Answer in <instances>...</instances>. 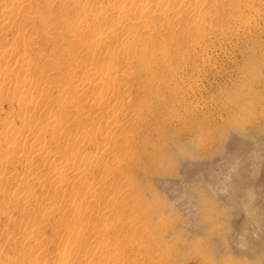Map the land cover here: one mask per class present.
Listing matches in <instances>:
<instances>
[{
	"label": "rangeland",
	"instance_id": "obj_1",
	"mask_svg": "<svg viewBox=\"0 0 264 264\" xmlns=\"http://www.w3.org/2000/svg\"><path fill=\"white\" fill-rule=\"evenodd\" d=\"M5 1L7 8L0 7V18L6 21V24L0 28V55H3L5 48L11 47L15 48L14 56L16 51L18 55L15 60L14 56L6 60L0 59V67L13 68L19 57L21 60L25 59L24 66L30 67L27 69L25 67L28 72L24 69V73H12L9 80L13 82L27 80L28 83L21 89L18 97L32 100L36 105L40 104V108L38 107L40 110L26 112L20 109L17 99H15L16 102H11L15 100L9 97L11 95L9 93L13 91L10 88L9 92L0 96L2 100L0 106L3 107H0V119L1 122L2 120L7 122V119L10 124L12 122L13 129L16 127L18 136L14 139L15 147L21 145L18 143H23V140H39V143L42 140V145H45L49 151L47 157L53 156L52 163H47V158L36 159L35 166L31 168L34 170L32 175H29L30 171L22 161L21 152L16 154L17 156L13 154L12 157L10 154L6 158L3 157L5 159L3 163L0 160V172L3 171L5 177L2 182L6 181L0 186V264H60L62 258L69 260V264H152L153 261L155 264H165V262L166 264H264L261 257L246 255L247 252H252L250 247L237 251L232 245L230 236L233 235L234 229L231 216L237 205L227 204L223 198L227 192H230L234 193L240 201H246L244 190L254 179L264 186V0H236L244 7L239 16L246 14L250 16L246 23L241 21L237 23V14L232 13L228 7H226L227 10L219 7L218 10L211 9V13L216 11L212 13L214 16L203 13L205 17L207 15L208 18L211 17L213 28H217L215 30L207 28L205 34L195 32L182 37L180 34L186 29L184 22L176 26V29L174 28V31L177 30L178 33L177 31L166 33L159 30V36L163 37L159 39L169 40L174 35L178 39L177 47L180 43L181 46L176 49L178 52H175L177 47L165 46L167 60L161 63H165L166 67L162 64L164 67L162 68L158 61V69L154 77L146 73L144 75L142 68L138 67L137 70L120 56H117L119 59L114 58L118 60L115 65L113 64L114 67L120 70V67H125L122 70L124 72L127 69L126 74L129 77L125 72L123 74L119 71L121 76L118 73L114 82L116 84L112 83L111 86L118 91L119 95L124 93L129 96L131 103L135 105H137L136 102L138 105L141 103L139 106L141 111L134 119V112L130 109H127L125 116L122 115L121 118L117 114L120 120H118L119 133L114 138L116 145L108 151L109 153L107 152L108 154L103 152L106 156L97 151L96 145L108 144L110 136L98 134L96 127L94 134L102 137H97L96 134L92 136L91 127L84 128L76 125L79 122H76L77 118L73 117L77 109L80 111L81 106L85 111L90 109L93 101L91 99L97 98L94 91L84 92L86 89L78 87L81 80L85 81L86 69L82 67V70H77L79 68L72 67L76 71H70L66 67L64 70V64L66 61L67 65L71 64L74 60L80 63L78 59L81 61L83 59L85 62L80 63L82 66L86 63L87 66L88 62L91 67L97 64L101 66L99 62L101 60L102 65L103 62L105 64L107 62V66H110L111 58L106 54V49L102 50L105 51L106 58L102 51L97 55V53L90 54L86 49L89 45L97 46L95 35L101 33L100 29L108 33L112 22L106 19L105 13V16H102L105 19H102L103 22L101 21L99 26H90L91 29L87 27L92 24L93 15L100 13L98 15L100 16L102 12L109 9V3L118 5L122 0H93L92 5L83 4L85 6L81 5V7L69 0H23L27 7L24 10L15 8L9 0ZM191 2L193 3V0ZM82 10L86 11L90 19ZM140 12L138 4L131 8L132 14L139 15ZM78 14L82 15H79L82 19L78 18ZM227 14L233 15L234 19ZM115 16L113 22L117 23L121 17ZM27 17L33 21H27ZM79 26L83 30L82 36L74 34L73 27L79 28ZM136 26L128 25L127 28L135 29ZM225 26L226 28L231 26L233 30L229 31L240 32L239 39L226 36ZM244 28L249 29L248 33L243 31ZM88 29L92 30L91 33ZM58 32L64 35L60 36ZM118 33L121 34V32ZM149 33L153 38L156 35V38L159 37L158 34L148 31H141V36L147 38L146 35L150 36ZM167 34L169 35L166 36ZM61 37L64 40L60 39ZM78 37L80 41H76ZM74 41L77 46L81 45L78 47L80 49H74L76 45L70 46ZM111 41L107 43L110 49L112 45L117 47L126 44L124 38H121L118 44L115 43L116 45ZM258 43H261V47H257ZM82 44L83 48L85 44L87 45L86 49L84 48L85 51L81 50ZM190 45H194L201 52H207L209 59H203L200 55L185 58L188 55L187 46ZM68 50L70 53L67 52ZM72 50L75 54L69 55L72 54ZM171 54L175 57L173 58ZM90 55L94 57L91 58ZM170 57L173 58L172 61L169 60ZM95 58L94 64L92 59ZM72 66H75V63ZM68 68L70 69L69 65ZM86 76L90 80L95 78ZM156 77H158L157 80ZM71 79L73 82L69 83ZM158 80H164V83L161 84ZM36 82L39 85H36ZM66 85L68 88L70 85L68 90ZM251 86L255 88V93L245 94ZM76 87L81 90L80 94ZM60 88L62 93L66 89L64 92L66 95L61 94ZM73 91L77 96L74 99L75 104L72 101L74 105L70 103L67 108L64 105L71 102L68 100L71 97L68 96H73ZM59 94L63 95L62 101L58 98ZM48 95H50L49 98ZM78 96L86 99L81 105L78 104L80 102ZM234 98H238V106L233 105ZM77 104L80 109L77 108ZM64 108L69 112L73 111V114H67L68 117L66 115L69 118L67 120L64 119L63 113H67ZM71 115L73 119L72 117L70 119ZM92 116L91 121L94 120L95 115ZM21 117L28 118L29 125L32 127L31 131L24 132L27 128L22 126ZM62 118L63 121H61ZM59 119L60 123H58ZM46 120H53L55 128L44 130L45 133H43L42 125ZM130 123H133L132 126ZM237 129H240V132ZM0 132L5 133L4 137L2 133L0 134L2 141L7 131L3 132L1 124ZM52 136L57 138L54 137L55 140H52ZM19 138L22 142H18ZM235 140L241 141L250 152L246 161L236 169L234 166L238 160V153L230 151ZM0 148L2 153L7 151V146L2 145ZM24 152L30 154L29 149ZM33 155L35 154H30L31 157ZM14 156L18 159L19 156L21 157L16 161ZM92 156H97L101 160L104 157V162L99 160L88 164L86 161L87 165L83 167L85 176L82 178L75 179L72 172H67L78 166L82 157L90 159ZM10 157L13 158H11L13 165H10ZM109 158L122 161L123 166L122 172L116 171L107 177V180L104 173L105 166L109 164L107 162H111ZM67 161L70 166H65ZM3 174L1 173L0 176ZM13 174L20 181L25 177L24 179L27 180L24 182L25 185L23 183L18 186V183L9 182ZM117 175L119 176L116 179ZM110 178L111 182H109ZM92 181L101 183L103 187L98 195L95 193L96 198L91 196V194L94 195L96 188L84 187ZM30 186H32L33 191L30 192H33L32 194L28 193ZM220 188L228 190L221 195ZM17 191L20 194H17ZM75 199L77 201L81 199V201H74ZM262 212L264 213V206ZM119 219L123 223L126 221L124 228H116V221ZM149 224L153 227L149 228ZM145 226L152 231H146ZM254 239L257 238L254 237ZM155 242L157 249L151 251L153 256L150 251L148 253V250L139 247V245L155 244ZM64 245H66V251L63 250ZM100 245H103L104 251L113 253L122 261H115V258L108 261L106 256L93 255L92 251ZM143 250L147 251V255L142 253ZM158 254L162 259L161 262L155 259Z\"/></svg>",
	"mask_w": 264,
	"mask_h": 264
},
{
	"label": "bare ground",
	"instance_id": "obj_2",
	"mask_svg": "<svg viewBox=\"0 0 264 264\" xmlns=\"http://www.w3.org/2000/svg\"><path fill=\"white\" fill-rule=\"evenodd\" d=\"M71 3H73V4H75L76 6H78V7H81V5H83V4H86V5H92L93 4V0H69ZM9 2L10 3H12L13 5H14V7L15 8H18L19 10H24V9H26L27 7H26V5H25V1H23V0H9ZM110 5H108L109 6V9H107V11L105 10V12H102L101 10H100V12H102L101 13V15L100 16H98L99 14H95V15H97V16H95V15H93L92 17H91V20H92V24H90V25H88L89 27H87V28H92V27H90V26H93V25H100L101 24V21H102V16H105V13H106V19H108V21L109 22H112V24H111V26L108 28L109 30H108V33H107V31H101V29H100V32L101 33H99V35H95V41H96V43L94 42V41H91V42H94L97 46V48L95 47V45L93 44V43H91V44H93L92 46L91 45H89L88 46V48L86 49L85 48V46H87L86 44H85V46H84V48L86 49V50H88V52L91 54H96L97 53V55H98V53H100V51H102L103 49L105 50H107V53L106 54H108V56H110V58H111V60H110V62H111V64H110V66H107V62H106V64H105V62H103V65H102V60L101 61H99L100 63H101V66H99V64H97L99 67H94V66H89V62H88V65L86 66V64H85V66H82L80 63H82V61H83V59H82V61H81V59H78L79 61H80V63L79 62H74L73 61V63H75V66H72L73 65V63H71V64H69L68 63V65H69V67H70V69L68 68V65H67V61L65 62V64H64V70H65V68L67 67V69L68 70H73L72 69V67L74 68V67H76V68H79V69H77V70H82V67H84L83 69L85 70L86 69V73H85V77L86 78H84L85 79V81H82L81 80V82L79 83V85H78V87L79 88H81V89H86V91L84 90V92H88L89 90L90 91H94V93H96L95 95H97V98H95V99H91V100H93L92 101V103H91V106H90V109H88L87 111H85V110H83L82 109V106H81V109H80V107H78V104L80 103V105H81V103H82V101H84L85 102V100L87 99V97H88V93L86 94L87 95V97H86V95H85V98L86 99H84L82 96L79 98V96H78V99H80L79 101L80 102H78V100L76 101V102H78V104H77V108H79L80 109V111L77 109L76 110V113H72L73 111H71V112H69V110H66V108H64V110H66L67 111V113L66 112H64L63 114H65L64 115V119L65 120H67V119H69V118H67L68 117V115L67 114H69V113H72L73 115H71V116H69L70 117V119H71V117L73 116L74 118H77V119H75L76 120V122H79V124L77 123L76 125H79L80 127H84V128H87L88 126H90L91 127V129L93 130H91L92 132H93V134H92V136L94 135L95 136V134H94V129H95V127H96V131H97V133L98 134H105V135H107V136H110L109 138V143L108 144H106V143H104V144H102L101 146H98V145H96V149H97V151H99V152H102V154H104L105 155V153H107L109 150H111L112 148H114L115 147V145H116V142L114 141V138H116V134L117 133H119L118 132V120H120L119 118H118V115H119V117L121 116L122 117V115L123 116H125V112H127V109L129 110H133V112H134V116H133V119H134V117H138L139 116V114H140V111H141V109H140V104L141 103H139V105H138V102H136V104L137 105H135V104H133V103H131L130 101H129V96H127V95H125L124 93H122V94H120L119 95V93H118V91H116L115 90V88L113 87V86H111V84L113 83V85L114 84H116V83H114L115 82V80H116V77H117V74L118 75H120V72H122L123 74H124V72H125V74L127 73L126 72V70H124V72H123V68L125 69V67H120L121 68V70L119 69V68H115L114 67V65H115V62H117L118 60L117 59H119V57H117V56H120V57H122V58H124V59H126V61H128L130 64H132L133 65V67L135 66L136 68H137V70H138V67L139 68H142L143 70H144V75H153V77H154V73L157 71V69H158V64H157V62L160 64L161 63V61H163V60H165V62H166V58H167V55L168 54H166V47L165 46H170V47H177V43H178V39L176 38V37H174V35L173 36H171L170 38H169V40H165V39H159V38H163V37H160L159 36V32L160 31H165L166 33H170V32H173L174 31V28L176 27V26H178V25H181L182 24V22H184L185 23V26H186V29H184L182 32H181V30L179 31V32H181V36L183 37V36H188V35H190V34H192V33H204L205 34V30L208 28V29H213V30H215V29H217V28H213V23H212V21H211V17L210 18H208V15L210 14H212L211 13V9H217V8H219V7H221L222 9H224V10H227L226 9V7H228V9H230V11L232 12V13H235V14H237L236 16H237V18H238V20H237V23L239 22V23H241V22H243V23H246L247 22V20L249 19V15H241V16H239L240 15V11H242L243 10V6H242V4L241 3H239V2H237L236 0H193V3L191 2V0H152V1H150V0H122L118 5H116L117 3H115V4H112L111 5V3H109ZM139 5V9L141 10V12H140V14L139 15H135V14H132L131 13V8L132 7H134V6H136V5ZM1 6H5V8H7V4H6V1L5 0H0V7ZM83 6H85V5H83ZM103 8V7H102ZM107 8V7H106ZM215 9V10H216ZM218 10V9H217ZM83 11V10H82ZM84 12V11H83ZM86 12V11H85ZM84 12V13H85ZM216 11H214V13H215ZM227 12V11H226ZM203 13H207L208 15H207V17H205L204 15H203ZM213 13V14H214ZM85 14H87V13H85ZM84 14V15H85ZM102 14H104V15H102ZM212 14V15H213ZM231 14V13H230ZM82 16L81 14H78V16ZM88 15V14H87ZM115 15H118V17H121V20L120 21H118L117 23L116 22H113L114 21V19H115ZM211 15V16H212ZM228 16H230L229 14H227ZM78 17V18H80V19H82L81 17ZM214 16V15H213ZM233 16V15H232ZM232 16H230V17H232ZM29 17V16H28ZM28 17H27V21L28 20H30V19H28ZM88 17H89V15H88ZM87 17V18H88ZM84 18H85V16H84ZM206 18H208V19H206ZM233 18V17H232ZM89 19H90V17H89ZM105 19V18H104ZM103 19V20H104ZM231 19V18H230ZM234 19V18H233ZM30 21H33V19L32 20H30ZM89 21V20H88ZM107 21V20H106ZM163 21H165V23H162ZM241 21V22H240ZM103 22V21H102ZM105 22V21H104ZM108 22V23H109ZM236 23V22H235ZM4 24H6V21L5 20H3V19H1L0 18V28H2V26L4 25ZM104 24H106V23H104ZM103 24V25H104ZM107 25V24H106ZM128 25H130V26H134V25H137L136 26V28L135 29H129V28H127V26ZM225 25H228V24H225ZM236 25H238V24H236ZM97 26V27H98ZM102 26V25H101ZM105 27V26H104ZM222 27H224V26H222ZM221 27V28H222ZM229 28H226V26H225V28L227 29H225L226 30V33L225 34H227L226 36H231V37H237L238 38V35H240L241 33L239 32V30H238V32L240 33H234L233 31H229V30H231L232 28H230L231 26H228ZM237 29H239L238 27H236ZM235 28V29H236ZM73 29H75V33L74 32H72V31H74ZM73 29H71L72 31V33H74V34H79V35H81L82 36V34H83V30H82V28L79 26V28L77 27V28H74L73 27ZM85 29V28H84ZM96 29V28H95ZM94 29V30H95ZM102 29H103V27H102ZM120 30V31H116V30ZM158 29V30H157ZM176 29V28H175ZM177 29H179V28H177ZM248 29V28H247ZM85 30H87V29H85ZM160 30V31H159ZM213 30H211V31H213ZM222 30V29H221ZM233 30V29H232ZM88 31H89V29H88ZM87 31V32H88ZM90 31H92V30H90ZM89 31V33H91ZM97 31V29L95 30V32ZM141 31H148V32H152V34H158V38H156L157 37V35H156V39L155 38H153L152 37V35L150 34V36L148 35H146V37L147 38H144L143 36H141ZM177 31V30H176ZM176 31H174V32H176ZM211 31H208V32H211ZM218 31V30H217ZM220 31V30H219ZM228 31V32H227ZM235 31V30H234ZM243 31L244 32H246V33H248V31H249V29L248 30H246L245 28L243 29ZM1 32V31H0ZM95 32H93L94 34H95ZM99 32V31H98ZM118 32H121V34H119ZM206 32H207V30H206ZM59 33V32H58ZM58 33H57V35H58ZM92 33V34H93ZM177 33H178V31H177ZM60 34V36H63L64 35V33H63V35L61 34V32L59 33ZM97 34V33H96ZM171 34H173V33H171ZM170 34V35H171ZM175 35H176V33H174ZM224 34V33H223ZM70 35H71V33H70ZM91 35V34H90ZM155 35H153V36H155ZM169 34H167L166 36H168ZM178 35V34H177ZM176 35V36H177ZM180 35L178 36L179 38H180ZM71 36H73V35H71ZM89 36V35H88ZM94 36V35H93ZM124 36V37H123ZM164 36V35H163ZM207 36V35H206ZM205 36V37H206ZM59 37V36H58ZM91 37H92V35H91ZM210 37V36H209ZM230 37V38H231ZM242 37V36H241ZM241 37H240V39H241ZM246 37V36H245ZM88 38V37H87ZM121 38H124V40L126 41V44H124V45H119V46H115L114 47V45H112V47H111V49H110V45L109 44H107L108 43V41H110V40H112L111 42L113 43V44H118V42H119V40ZM165 38H167V37H165ZM59 39V38H58ZM60 39H63L64 40V38H60ZM89 39H91L90 37H89ZM88 39V40H89ZM184 39V38H183ZM227 39V38H226ZM225 39V40H226ZM233 39V38H232ZM239 39V38H238ZM244 39V38H243ZM70 40V39H69ZM74 40H76V39H74ZM79 40V37L77 38V40L76 41H78ZM87 40V41H88ZM116 40V41H115ZM228 40V39H227ZM80 41V40H79ZM83 40H81V42H82ZM223 41V40H222ZM230 41V40H229ZM232 41V40H231ZM80 42V43H81ZM84 42V41H83ZM180 42V41H179ZM233 42V41H232ZM236 42V41H235ZM239 42V41H238ZM260 42V41H259ZM69 43H71V41L69 42ZM74 43H75V41H74ZM73 43V45H70V46H74V45H76L77 43H75L74 44ZM79 43V44H80ZM89 43V42H88ZM221 43V42H220ZM256 43V42H255ZM115 44V45H116ZM181 44V43H180ZM180 44H178L179 46H181ZM259 45L257 46V47H261V43H258ZM108 45H109V48H108ZM183 43H182V47H183ZM252 45V44H251ZM81 45H79V46H77L76 45V47L74 48V49H80V48H78V47H80ZM178 46V47H179ZM185 46H186V44H185ZM185 46H184V48H185ZM250 46V45H249ZM248 46V47H249ZM253 46H254V44H253ZM66 47H68L67 45H66ZM178 47L177 48H175V50L176 49H178ZM188 47V55H186V57L185 58H188V57H195V56H193V55H200V56H202L203 57V59H209V56H208V54H207V52H201V51H199L198 49H196L195 47H194V45H190V46H187ZM222 47V46H221ZM228 47V46H227ZM72 48V47H71ZM71 48H69V50H71ZM82 48H83V44H82ZM81 48V50H84V48L82 49ZM183 48V49H184ZM225 48V47H224ZM7 48H5V51H4V53H3V55L1 56L0 55V59H4V60H6V59H9V58H11V57H13L14 56V49L15 48H9V49H7ZM73 49V50H74ZM251 49V48H250ZM262 49V48H261ZM67 51L68 53H70V51ZM73 50H72V54H69V55H74L73 54ZM179 50H181V48H179ZM186 50V49H185ZM184 50V51H185ZM78 51V50H77ZM85 51V50H84ZM84 51H82V52H84ZM173 51V50H172ZM79 52H81L80 50H79ZM105 52V51H104ZM103 51H102V53H104ZM175 52H178V50H176ZM187 52V51H186ZM186 52H184L185 54H186ZM173 53V52H172ZM183 53V54H184ZM84 54H86V53H84ZM105 54V53H104ZM104 55L105 57L104 58H106L107 57V55ZM174 54V53H173ZM179 54H180V56H182V54H181V52H179ZM253 54V53H252ZM17 51H16V55L14 56V60H15V57H17ZM102 55V54H101ZM172 55V54H171ZM254 55V54H253ZM256 55V54H255ZM20 56V55H19ZM91 56V58H93L92 57V55H90ZM100 56V55H99ZM173 56V55H172ZM171 56V57H172ZM211 56V55H210ZM251 57H252V55H250ZM23 57V56H22ZM95 57H96V55H95ZM170 57V58H171ZM175 56H173V58H174ZM20 59L18 60L17 58V62H16V65H15V67H13V68H8V67H0V96H3L4 94H6L7 92H9V89L11 88L13 91H11V93H9V94H11V95H9V97L11 98V99H13V100H15V99H17L18 100V102L20 103L19 105H20V109H22V110H24V111H26V112H29V111H35L36 109H39L40 107V104H38V105H36V103L34 102V101H32V100H28V99H22V98H19L18 96H19V92L21 91V89H23L24 87H25V84L26 83H28L27 82V80H23V81H15V82H13V81H11V80H9V76L12 74V73H24L23 71H24V69H25V67L26 66H24L25 64L24 63H26L25 62V59H22L21 60V57H19ZM24 58V57H23ZM98 58H100V57H98ZM97 58V59H98ZM101 58H103V57H101ZM103 58V59H104ZM109 58V59H110ZM114 58H117L116 60H114ZM173 58H171V59H169L170 61H172L173 60ZM198 58H199V56H198ZM66 59V58H65ZM123 59V60H124ZM202 59V58H201ZM93 60V63L95 62L96 63V58L95 59H92ZM92 60H91V63H92ZM95 60V61H94ZM100 60V59H99ZM106 60V59H105ZM104 60V61H105ZM114 60V61H113ZM168 60V61H169ZM182 60H184V59H182ZM193 60V59H192ZM77 61V60H76ZM169 61V62H170ZM196 61H197V59H196ZM199 61V60H198ZM15 62V61H14ZM85 61H83V63H84ZM109 62V63H110ZM114 62V63H113ZM76 63H77V65H76ZM78 63H79V66H78ZM82 63V64H83ZM94 63V64H95ZM97 63H98V61H97ZM128 63V65H130ZM184 63H185V60H184ZM192 63V62H191ZM93 64V65H94ZM105 64V65H104ZM114 64V65H113ZM118 64H119V62H118ZM162 64H163V62L160 64V66L162 67ZM181 64H182V61H181ZM186 64H187V62H186ZM27 65V64H26ZM92 65V64H91ZM109 65V64H108ZM32 66H33V64H32ZM81 66V67H80ZM117 66V65H116ZM119 66V65H118ZM163 66H165V63L163 64ZM167 66H168V64H167ZM183 66H184V64H183ZM91 67V68H90ZM161 67H160V69H161ZM166 67V66H165ZM27 68H30L29 66L28 67H26V69ZM132 68V67H131ZM162 68H164V67H162ZM25 69V70H26ZM142 69H140V70H142ZM75 71H76V69H74ZM73 70V71H74ZM84 70H83V72H84ZM120 71V72H119ZM128 71H130L131 72V70H129L128 69ZM166 71V70H165ZM26 72H28L27 70H26ZM25 72V73H26ZM68 72V71H67ZM66 72V73H67ZM132 72H134L133 70H132ZM143 72V71H142ZM139 73V72H138ZM146 73V74H145ZM158 74H160V71H158ZM157 74V75H158ZM72 75V74H71ZM86 75H88L89 76V78H91L92 76V79L93 80H90V79H87V76ZM127 76H128V74H126ZM143 75V76H144ZM91 76V77H90ZM121 76V75H120ZM125 76V75H124ZM129 77V76H128ZM157 78L158 77H156V80H157ZM187 78V77H186ZM87 79V80H86ZM147 79V78H146ZM160 79V78H159ZM90 80V81H89ZM182 80V79H181ZM184 80V79H183ZM39 81V80H38ZM43 81V80H42ZM42 81L40 82V83H42ZM70 82L69 83H71V82H73V79H71V80H69ZM117 81H118V78H117ZM116 81V82H117ZM161 84L162 83H164V80H158ZM157 81V82H158ZM190 81H191V79H190ZM190 81H188V82H190ZM30 82V81H29ZM156 81L154 80V83H155ZM182 82V81H181ZM180 82V83H181ZM67 83V82H66ZM118 83V82H117ZM185 83H186V81H185ZM38 83L36 82V85H37ZM45 84V83H44ZM183 84V83H182ZM39 85V84H38ZM185 85V84H184ZM183 86V85H182ZM186 86V85H185ZM66 87H67V90L70 88V85H69V88H68V86L66 85ZM184 87V86H183ZM48 89H49V87H47ZM62 88V87H61ZM61 88H60V90H61ZM248 88V87H247ZM63 89H64V87H63ZM76 89H78L77 87H76ZM47 90V89H46ZM66 90V89H65ZM65 90H64V92H65ZM79 90V89H78ZM88 90V91H87ZM243 91V90H242ZM245 91H246V89H245ZM244 91V92H245ZM255 88L254 87H249L248 88V92H246L245 94H253V93H255ZM13 92V93H12ZM62 93V90H61V94H65L66 95V93ZM67 92V91H66ZM69 92H71V91H69ZM80 92H81V90H79L78 91V93L80 94ZM83 92V94H85ZM178 92V91H177ZM176 92V93H177ZM51 93V92H50ZM60 93V92H59ZM78 93H77V95H78ZM91 93V92H90ZM89 93V94H90ZM243 93V92H242ZM61 94H59L60 96H58V98H60L59 100H61L62 101V96H61ZM188 94V93H187ZM8 95V94H7ZM42 95V94H41ZM44 95V94H43ZM72 95L73 96H68V97H71V99L69 98L68 100H70L71 102H67V103H65V107H67L68 108V105L71 103L72 104V101H74V99L75 98H77V96H76V92H74L73 91V93H72ZM81 95H82V93H81ZM92 95H93V93H92ZM129 95V94H128ZM189 95V94H188ZM242 95V94H241ZM49 96L50 95H48L47 97L49 98ZM84 96V95H83ZM178 96V95H177ZM190 96V95H189ZM8 97V98H9ZM46 97V99H48ZM68 97H66V98H68ZM96 97V96H95ZM130 97H132V96H130ZM3 98V97H2ZM7 98V99H8ZM10 98L8 99V101L10 100ZM43 98V97H42ZM45 98V97H44ZM64 98V97H63ZM91 98V97H90ZM90 98H88V99H90ZM94 98V97H93ZM45 99V100H46ZM54 99V101H55V98H53ZM73 99V100H72ZM235 99V98H234ZM240 99V98H239ZM64 100V99H63ZM90 100V101H91ZM181 100H183V98L181 99ZM41 101L43 102V100L41 99ZM66 101H67V99H66ZM0 102H1V104H2V100H0ZM6 102V101H5ZM10 102V101H9ZM11 102H16V100L15 101H11ZM42 102H40V103H42ZM47 102V101H46ZM58 102V101H57ZM260 102V101H259ZM44 104H45V102H43ZM42 103V104H43ZM54 103V102H53ZM56 103V102H55ZM86 103H87V101H86ZM90 103V102H89ZM232 103V102H231ZM230 103V104H231ZM4 104V103H3ZM47 104V103H46ZM57 105H58V103H56ZM62 104V103H61ZM74 104H75V101H74ZM74 104H72V105H74ZM53 105V104H52ZM233 105H236V106H238L239 105V100H238V98H236L235 100H233ZM45 106V105H44ZM44 106H42L43 108H44ZM49 106V105H48ZM63 106V107H64ZM1 107V106H0ZM39 107V108H38ZM70 107V106H69ZM185 107H186V104H185ZM229 107V106H228ZM228 107H227V109H228ZM1 108H3V107H1ZM43 108H41V109H43ZM59 108H60V105L58 106V110H59ZM62 108V107H61ZM83 108H85V107H83ZM192 108V107H191ZM74 108H72V110H73ZM75 109H76V106H75ZM87 109V108H86ZM40 110V109H39ZM57 110V111H58ZM71 110V109H70ZM75 111V110H74ZM3 112V111H2ZM25 112V113H26ZM60 112H62V110L60 109ZM116 112H118V113H116ZM229 112V111H228ZM116 113V115H112V114H115ZM118 114V115H117ZM185 114H187V113H185ZM190 114V113H189ZM62 115V114H61ZM66 115H67V117H66ZM92 115H95V117H94V120H90L91 119V117H93ZM84 116H87V118H84ZM191 116V115H190ZM189 116V117H190ZM1 117V116H0ZM73 117H72V119H73ZM120 117V118H121ZM22 118V117H21ZM20 118V119H21ZM61 118V117H60ZM49 119H50V117H49ZM130 119H132V117L130 118ZM75 120H73V123H74V121ZM186 120V119H185ZM6 121L7 122H5L4 120H2V122H1V119H0V124H1V128H3V132H4V130L5 131H7L6 133V136H5V138H4V140H0L2 143H0V146H7V151L5 150V151H3L4 153H2V150H1V148H0V160H1V162L2 161H5V159L4 158H6V156L8 157V156H10V154H12L11 156L13 157V154L15 155V156H17L18 155V153L19 152H21L22 153V161L25 163L24 165H26L25 167H28V170L30 171L29 172V175H32L33 174V171L34 170H32L33 168V166H35V160L36 159H38V158H47V160H48V162L47 163H50L51 162V158H52V156L53 155H51V158H49V157H47L48 156V152L49 151H47V147L45 148V145H42V143H41V137L40 138H38V139H40L41 141H40V143L38 142V141H32V140H30L29 138V140H23V143H18V144H21V145H19V146H17V147H15L14 145L16 144L15 142V138H17L16 136H18V132H17V130H16V127H15V129H13V127H12V122H11V124L9 123L10 121H8L7 119H6ZM61 121H63V118L61 119ZM69 121V120H68ZM21 122L23 123L22 124V126L24 127L25 126V128H27L26 129V131H24L25 133L26 132H29V131H31L32 130V127H31V125H29V123L30 122H28V118H22V120H21ZM128 122H129V120H128ZM130 122H132L131 120H130ZM58 123H60V119H59V122ZM62 123V122H61ZM64 123L65 124H67L65 121H64ZM63 123V124H64ZM69 123H70V121H69ZM72 123V122H71ZM149 124H150V121L148 122ZM63 124L61 125L62 127H63ZM75 124V123H74ZM131 124V123H130ZM133 124V123H132ZM132 124H131V126H132ZM75 125V126H76ZM129 125V124H128ZM15 126V125H14ZM43 126V133H45V131L44 130H48V129H54L55 128V125H54V123H53V120H46L45 121V123L42 125ZM60 126V125H59ZM60 126V127H61ZM31 127V128H30ZM80 127H76V128H80ZM18 129V128H17ZM61 129V128H60ZM116 129H117V131H116ZM236 129V128H235ZM19 130V129H18ZM25 130V129H24ZM41 130V131H42ZM62 130V129H61ZM78 130V129H77ZM85 130V129H84ZM90 130V129H89ZM120 130H121V127H120ZM161 130H163V129H161ZM237 130H239V132H240V129H237ZM158 131V130H157ZM20 133H21V131H19ZM121 132H124V131H121ZM120 132V133H121ZM241 132H242V130H241ZM2 132H0V134H1ZM41 133V132H40ZM48 133V132H47ZM3 134V133H2ZM5 134V133H4ZM4 134L2 135L3 137H4ZM22 134H23V132H22ZM42 134V133H41ZM52 134H54V133H52ZM98 134H96V135H98ZM243 134V133H242ZM21 135V134H20ZM1 136V135H0ZM99 136H101V135H98L97 137H99ZM247 136V135H246ZM53 137V136H52ZM54 137H56V136H54ZM54 137L52 138V140H55L54 139ZM102 137V136H101ZM178 137H179V135H178ZM20 138H21V136H20ZM20 138H19V140H18V142L19 141H21L20 140ZM57 138V137H56ZM96 138V137H95ZM238 138V137H237ZM240 138V137H239ZM26 139H27V137H26ZM233 139V138H232ZM245 139V138H244ZM36 140V139H35ZM92 140H94L93 138H92ZM262 140V139H261ZM15 141V142H14ZM78 141V140H77ZM117 141V140H116ZM239 141V140H238ZM237 140H235L234 141V143L231 145V148H230V151H236L238 154V160L236 161V164H235V166H234V169H236L241 163H243L244 161H246V159L248 158V153H250V152H248V149L249 148H247L246 147V145H243L242 144V142L241 141H239L238 142ZM22 142V141H21ZM93 142H96V141H93ZM99 142V141H98ZM244 142V141H243ZM44 143V142H43ZM246 143V142H245ZM2 144V145H1ZM97 144V143H96ZM99 144V143H98ZM231 144V143H230ZM9 146H11V147H9ZM174 146V145H173ZM245 146V147H244ZM254 148H255V146H254ZM4 149H6V147L4 148ZM27 149H29V151H30V154H35V155H33V157H31L30 156V154L27 152V153H25L24 152V150H27ZM49 149V148H48ZM250 149H252L251 147H250ZM23 152H24V154H26V155H29V156H26V155H24L23 154ZM51 152V151H50ZM103 152H105V153H103ZM109 153V152H108ZM107 153V154H108ZM2 154V155H1ZM17 154V155H16ZM236 154V153H235ZM250 155V154H249ZM15 156H14V158H15ZM106 156V155H105ZM4 157V158H3ZM12 157H10V162H11V164L10 165H13L12 164V162H13V158ZM20 157L21 156H19V159H20ZM1 158H3V159H1ZM12 158V159H11ZM16 159V161H17V159H18V157H16L15 158ZM18 159V160H19ZM112 159V158H111ZM110 158H109V161L111 160ZM46 160V159H45ZM99 160H101V159H98L97 158V156H92V157H90V159H88V158H85V157H82L81 158V160H80V163L78 164V166H76L74 169H69L67 172H72V176L75 178V179H77V178H82L83 176H85V172H84V169H83V167H86V161H88V164H89V162L90 163H95V162H98ZM103 160V161H102ZM101 161H102V163L104 162V157H103V159H102ZM107 160H108V158H107ZM44 161V160H43ZM107 161H105V163H106ZM263 162V161H262ZM3 163V162H2ZM52 163V162H51ZM109 163V164H108ZM6 164V163H5ZM69 164V161H67V163L65 164V166H70V165H68ZM107 166H105V173H104V176H105V178L107 179V177H110L111 175H113L116 171H119V170H121L122 169V166H123V162L122 161H119L118 159H114L113 158V160H111V162H107ZM102 165V164H101ZM45 166V165H44ZM4 167H6V166H4ZM4 167H3V169H4ZM46 167V166H45ZM31 170H30V169ZM102 168V167H101ZM6 169H8L7 167H6ZM67 169V168H66ZM103 169V168H102ZM101 170V169H100ZM231 170H233V168L231 169ZM121 172H122V170H121ZM120 172V173H121ZM216 172H218V171H216ZM1 173L3 174V171H1L0 172V175H1ZM101 173V172H100ZM99 173V174H100ZM6 174V173H5ZM15 174V173H14ZM11 175L10 176V181L9 180H7V181H9V182H14V183H18L17 185L19 186V185H22L25 181H27V180H25L24 178L25 177H23V179L20 181V179L16 176V175ZM122 174V173H121ZM6 175H9L8 173L6 174ZM5 175V176H6ZM27 176H28V174H26ZM259 175V174H258ZM118 176L119 175H117V177H116V179L118 178ZM208 176V175H207ZM1 178H0V186H1V184L3 183L4 184V182L6 183V181H3L2 182V180H5V177H4V174L2 175V176H0ZM30 177V176H29ZM238 177H239V175H238ZM256 177V176H255ZM7 178V177H6ZM105 178H103V180H105ZM26 179H28V177L26 178ZM108 180V179H107ZM105 181V183H106V185H107V182L108 181ZM110 181L109 182H111V178L109 179ZM102 182V181H101ZM27 183V182H26ZM98 183V182H97ZM95 181H92L89 185H85L84 187L86 188L87 186H91V188H96L95 190H94V195L93 194H91V196H92V198H93V196L95 197V193H96V195H98V192L99 191H101V189L103 188L102 187V184L101 183H98L97 184ZM104 184V183H103ZM110 184V183H109ZM24 185H25V183H24ZM23 185V186H24ZM31 187L32 186H30V189L28 190L29 192L28 193H30L31 192ZM119 187V186H118ZM89 188V187H88ZM87 188V190H89ZM226 188V187H225ZM22 189V188H21ZM21 189H20V192H21ZM106 188H104V190H105ZM121 189H124V188H121ZM18 190V189H17ZM226 190H228V189H224V188H220V193H221V195H222V192L223 193H225V191ZM33 191V190H32ZM91 191H93V190H91ZM118 191V190H117ZM20 192L19 191H17L16 193L17 194H20ZM90 192V191H89ZM104 192V191H103ZM122 192H123V190H122ZM28 193H26L27 195H28ZM33 193V192H32ZM32 193H30V194H32ZM30 194L28 195V196H30ZM244 195H245V199H246V201H240V199H238L237 197H236V195L234 194V193H230V192H227V194L225 195V196H223V198L225 199V202H227V204H236L237 205V207H236V209L234 210V213H233V216H231V221L233 222L232 223V227H233V229H234V231L232 232L233 233V235L232 236H230V237H232L231 239H232V245L235 247V249L237 250V251H241V250H243V249H249V247L252 249V252H247L246 253V255H248V256H252V255H257V256H259V257H261L262 259H263V261H264V213L262 212V208H263V206H264V186H262V184L260 185L259 184V182H258V180H256V179H254V180H252L251 182H250V184H249V186L247 187V189L246 190H244ZM25 197V199H28V198H26V196H24ZM96 198V197H95ZM24 199V200H25ZM80 201H81V199H79ZM78 200V201H79ZM74 201H77L76 199L74 200ZM77 201V202H78ZM79 201V202H80ZM111 201H113V200H111ZM118 201V200H117ZM223 201V200H222ZM123 208H124V206H123ZM125 215V214H124ZM126 222V221H125ZM123 223V221L122 220H118V221H116V228H118V227H120V229L121 228H124V226H126L125 224L126 223ZM145 223H147V222H145ZM148 224V223H147ZM153 225V224H152ZM140 226H142L143 227V225H140ZM140 226H137V227H140ZM149 228L151 227V225L149 224V226H148ZM153 227V226H152ZM151 227V228H152ZM145 228V230L147 231H152V229H150L149 230V228L147 229L146 228V226L144 227ZM143 229V228H142ZM155 229V228H154ZM206 230V229H205ZM203 232V231H202ZM148 233V232H147ZM155 233V232H154ZM212 233V232H211ZM155 234H157V233H155ZM159 235V234H158ZM157 235V236H158ZM161 235V234H160ZM159 235V236H160ZM209 235V234H208ZM230 235V234H229ZM254 237H256L257 239L255 240L254 239ZM158 239V238H157ZM211 240V239H210ZM134 244H135V242H134ZM130 245H131V243H130ZM139 247L140 248H144L145 250H148V253H149V251H150V254L153 256V253L151 252V251H155L156 249H157V245H156V242H155V244H148V245H146V244H143V245H139ZM165 247V246H164ZM63 250L64 251H66V245H64L63 246ZM163 248V247H162ZM158 250H160V249H158ZM163 250V249H162ZM146 252L147 251H145L144 252V250L142 251V253L144 254H146ZM160 252V251H159ZM139 253V252H138ZM158 253V252H157ZM156 253V254H157ZM92 254L93 255H103V256H106L107 257V260L109 261L110 259H113L114 260V258H115V261L117 260L118 262L119 261H122L121 260V258H119L118 256H117V258H116V256L113 254V253H111V252H106V251H104V247H103V245H100V246H97L93 251H92ZM147 255V254H146ZM143 256V255H142ZM145 256V255H144ZM149 256V255H148ZM122 257V256H121ZM157 257H159V254H158V256H156V258L155 259H157L156 261H158V262H161L162 261V259H161V257H159V258H157ZM146 258H148L147 256H146ZM151 258V257H150ZM61 261H60V264H69L70 262H69V260H65V259H60ZM165 261V260H164ZM111 262V261H110ZM149 262V261H148ZM154 263H152V264H155V261H153ZM109 263V262H108ZM150 263V262H149ZM157 263V262H156ZM158 264V263H157ZM165 264H166V262H165Z\"/></svg>",
	"mask_w": 264,
	"mask_h": 264
}]
</instances>
